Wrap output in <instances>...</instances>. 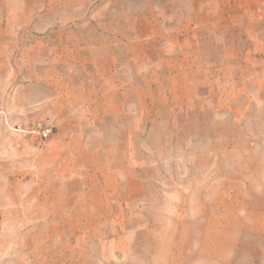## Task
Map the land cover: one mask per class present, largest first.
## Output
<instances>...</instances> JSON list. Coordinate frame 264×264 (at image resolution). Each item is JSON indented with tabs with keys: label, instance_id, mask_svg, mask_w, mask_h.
I'll use <instances>...</instances> for the list:
<instances>
[{
	"label": "rangeland",
	"instance_id": "obj_1",
	"mask_svg": "<svg viewBox=\"0 0 264 264\" xmlns=\"http://www.w3.org/2000/svg\"><path fill=\"white\" fill-rule=\"evenodd\" d=\"M0 115L45 192L0 264H264V0H0Z\"/></svg>",
	"mask_w": 264,
	"mask_h": 264
},
{
	"label": "crops",
	"instance_id": "obj_2",
	"mask_svg": "<svg viewBox=\"0 0 264 264\" xmlns=\"http://www.w3.org/2000/svg\"><path fill=\"white\" fill-rule=\"evenodd\" d=\"M42 150L37 137L12 130L0 115V255L6 252L9 224L27 221L29 211L45 207L43 179L38 175Z\"/></svg>",
	"mask_w": 264,
	"mask_h": 264
},
{
	"label": "built area",
	"instance_id": "obj_3",
	"mask_svg": "<svg viewBox=\"0 0 264 264\" xmlns=\"http://www.w3.org/2000/svg\"><path fill=\"white\" fill-rule=\"evenodd\" d=\"M29 131L37 133L41 138H47L52 133V128L50 126L43 125V124L38 122Z\"/></svg>",
	"mask_w": 264,
	"mask_h": 264
}]
</instances>
